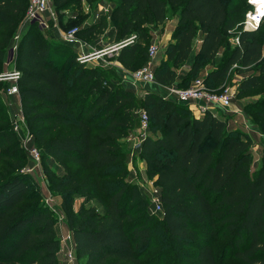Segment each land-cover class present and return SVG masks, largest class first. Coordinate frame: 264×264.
Listing matches in <instances>:
<instances>
[{
	"label": "trees",
	"instance_id": "trees-1",
	"mask_svg": "<svg viewBox=\"0 0 264 264\" xmlns=\"http://www.w3.org/2000/svg\"><path fill=\"white\" fill-rule=\"evenodd\" d=\"M83 1L99 0L52 5L59 12ZM108 1L114 3L110 22L101 17L78 36L96 38L108 25L116 43L133 36L114 56L123 70L147 63L151 31L174 10L177 25L154 69L159 86L188 88L204 65L216 63L204 77L211 91L253 66L257 73L241 80L239 92L264 86L260 28L241 32L239 45L230 50L227 40L236 22L223 0ZM27 4L0 0V73ZM34 25L20 34L14 60L19 101L41 156L64 169L50 188L69 211L78 264H223L228 258L233 264H264V165L251 173V141L229 129L222 116L196 118L186 104L154 91L138 94L141 86L126 82L117 68L113 76L101 63L80 64L74 46L32 34ZM64 51L66 56H55ZM233 65L238 68L230 71ZM6 87L0 82V264H60L52 211L41 203L26 206L37 195L29 191L22 172L27 161L2 103ZM244 108L260 116L264 98ZM140 110L149 119L140 157L160 188L161 214L150 212L148 199L126 179V139L138 130ZM75 198L82 202L73 214L68 207Z\"/></svg>",
	"mask_w": 264,
	"mask_h": 264
},
{
	"label": "rangeland",
	"instance_id": "rangeland-1",
	"mask_svg": "<svg viewBox=\"0 0 264 264\" xmlns=\"http://www.w3.org/2000/svg\"><path fill=\"white\" fill-rule=\"evenodd\" d=\"M226 5L227 13L230 14L231 17H233L234 21L236 22V26L234 31L229 35V38L227 40L229 49H233L234 44L230 43V40L235 39L238 35V32H243L244 22L247 20V15L253 11L252 7L249 5V0H223ZM252 4V0H251ZM253 5V4H252ZM85 6H88L89 11L85 10ZM254 6V5H253ZM107 10L108 13L102 15L103 10ZM114 9V3L108 0H99L96 2L91 3L88 5L85 1L82 2L81 6L79 8L75 7H68L67 9H63L59 12H56L52 5L53 13L55 14V20H47L45 21L46 27L39 28L38 26L34 27L32 34H41L46 38L54 37V39L60 43V37L59 32H65L69 28H78L79 30L87 27V25H90L91 23H94L93 21V15L99 14L102 15L101 17H105L107 23L110 22L109 16L112 13V10ZM174 10L168 11V20L173 17ZM100 17V18H101ZM24 24V25H23ZM29 26V23H22L18 27V31L16 35L22 32H25V29ZM260 30L258 31V41L262 46L263 49V59H264V18L260 24ZM160 29V28H158ZM154 30L151 31V39L149 40V46L153 42V36H154ZM159 33V32H157ZM51 35V37H50ZM239 36V35H238ZM237 36V37H238ZM52 39V38H51ZM83 40L82 38H80ZM92 39V40H91ZM84 43H87L88 50L90 49H106L110 47L111 45L115 44V31L109 27V25L106 27L105 31L100 34L99 36L91 37L90 39H84ZM115 42V43H114ZM148 46V47H149ZM163 46H161V54L163 55L164 51ZM10 50V49H9ZM8 50L5 60L7 59V56L11 59V61L15 60L16 53L13 54ZM56 50V49H55ZM54 50V51H55ZM218 59L221 57V50L219 51ZM10 53L12 54L10 57ZM56 57H59L61 55L66 56L68 52H54ZM158 58H160V50L158 53ZM115 53L112 54V56H103L104 58L101 59V64H105V67H107L108 70L113 72L115 68H117V63L115 61ZM9 59V60H10ZM8 60V61H9ZM217 60V59H216ZM105 63H104V62ZM217 64V63H216ZM209 64L204 65L203 70H209L212 67H215V65ZM91 65V64H89ZM94 65V64H93ZM5 63L3 64V69H5ZM257 67L253 66L249 70H242L237 71V74H234V76L226 83H224V86L229 87L233 91V99L231 102V105L227 109H214L213 113L214 115L222 116L225 118V120H228V128L233 131H238L243 136L247 137L252 144V147L250 149V153L252 156V163H251V173L256 174L264 165V129L262 130L260 128V123L264 121V114L258 115L255 109H253L252 113L244 112L246 104H249L251 102H256L259 99L264 98V86L259 87L253 91H250L249 93L245 95H241L239 92L240 88V82L243 78L247 77L250 74L257 73ZM204 70V71H205ZM1 71V72H2ZM129 75V74H128ZM146 84H142L141 86H144ZM222 85V86H223ZM138 92H141L139 90ZM141 94V93H140ZM2 100L5 107V113L7 114V117L9 118L10 123H12L19 112V100L17 96H14L12 98H5L4 94H2ZM263 108V107H261ZM137 133V129L135 131V134ZM16 134V137L19 139L20 142V148L22 149L23 154L25 155V159L27 163L22 168V172L26 173L28 175L27 177V183L30 186L29 191H33L37 196L33 202L27 203L26 206L34 205V204H43L45 205L50 211H52L54 217H55V231L57 236L59 237V240L62 239V237L66 236L69 232L68 227V213L69 211L66 210L64 199L59 193H55L51 190V179L52 177L59 178L64 174V169L54 163L51 159L47 157H43L40 154V161L39 163L35 164V162L29 157L27 154L26 149H37L39 152V149L35 145L33 135L30 131V128L27 125V121H24V123H21L19 125V131ZM24 143L26 148H24ZM128 154L131 153V149L127 147ZM40 153V152H39ZM35 165H37L35 167ZM30 170L28 172L27 170ZM138 169V168H137ZM76 168L70 167V172H74ZM138 171V170H137ZM3 172V168H0V173ZM138 178L133 179L132 174L130 173L126 179L129 184L134 185L138 190H140V193H143V188L141 186H145L148 181L152 180L150 179L146 172H138ZM144 195V194H143ZM99 196V195H98ZM49 198H52V201L54 204H48L47 200ZM82 200L75 198L73 200V203L71 206H69L70 213L76 214L78 211V208L81 204ZM97 203L95 201H92L89 203V205H93ZM150 212H154V207L149 204ZM52 209V210H51ZM62 217V221L59 222L58 218ZM71 233V232H70ZM61 258L60 261L63 262L61 264H66L65 259L63 257V254H60ZM75 264H78L77 260ZM161 264H170L168 261H164ZM223 264H233L232 260L228 258L225 260Z\"/></svg>",
	"mask_w": 264,
	"mask_h": 264
},
{
	"label": "built area",
	"instance_id": "built-area-1",
	"mask_svg": "<svg viewBox=\"0 0 264 264\" xmlns=\"http://www.w3.org/2000/svg\"><path fill=\"white\" fill-rule=\"evenodd\" d=\"M27 3L28 4L25 12L24 23L36 24L39 28H43L44 26H47L45 21L50 19L55 20V14L52 10V0H27ZM249 5L252 7L253 11L247 15V20H245L244 22L243 31L254 32L259 28L264 18V10L262 14H258V12H256V8L251 4V0H249ZM85 10L89 11L88 6H85ZM107 13L108 11L105 9L102 11V15L104 16ZM102 15H99L98 13L94 14L93 22H97ZM19 33L20 32H18V34L14 36L13 44L9 50L13 54H15L17 50V45L20 38ZM78 33V28H69L65 32H59V37L62 42L74 46L78 50L77 61L80 64L100 65L101 61L94 62V60L99 61L101 57L106 55L112 56L113 53H116L125 44H128L134 40V37L132 36L124 41L115 43L106 49L88 50L87 43H84L83 40L80 39ZM239 34L240 32L238 33V35ZM237 36L235 39L230 40V42L235 46L239 45V36ZM147 52V63L140 69L129 73L130 84L136 88L140 84L155 83L154 69L156 65L155 61L159 53V45L155 42L151 43L148 47ZM9 59L10 58L7 56V59L4 62L6 68L0 73V82L7 84V87L4 91V97L8 99L14 96L19 97L17 83L20 77V73L15 68L14 61H11V59ZM102 66L105 67V64H102ZM237 68L238 67L236 65H233L230 71ZM165 89L166 94L163 99H173L179 103L186 104L189 108H191L192 114L197 115L198 118L206 113L212 114L214 109L229 108L233 99V91L229 87L223 85L220 91H211L206 87L204 79L201 77L195 79L188 88H178L176 86H170L166 87ZM137 115L139 118V125L136 133L137 143L135 145V149H138L140 145H142L149 129V119L146 113L143 110H140L137 112ZM24 121L25 119L19 101V112L15 120L12 122L13 131L15 133L19 131V125L21 123H24ZM24 148H26L25 143ZM26 151L29 157L35 162V164L39 163L40 153L37 149H26ZM36 166L37 165H35V167ZM27 171L30 172L29 169ZM131 172L132 178L137 179L138 172L133 169ZM154 181L155 179H152L148 181L145 186L143 185L141 187L143 188V194L148 199L149 204L154 207V212L152 213L161 214L163 209L160 200V188L155 184ZM47 202L49 205L54 204L52 198H49ZM58 221L61 222L62 217L58 218ZM60 254H63L66 264H75V246L70 231L60 240L58 257Z\"/></svg>",
	"mask_w": 264,
	"mask_h": 264
},
{
	"label": "crops",
	"instance_id": "crops-1",
	"mask_svg": "<svg viewBox=\"0 0 264 264\" xmlns=\"http://www.w3.org/2000/svg\"><path fill=\"white\" fill-rule=\"evenodd\" d=\"M177 17L175 18H171L167 21H165L163 23V25L159 26L158 28L160 29H154V36H153V42L157 43L159 45V50H160V58H158L159 55H157V59L155 61V64L160 60L162 59L163 55L161 54V46L165 47L170 41H171V36H172V33L177 25ZM159 32V33H157ZM152 42V43H153ZM201 42V38L199 37V39L196 40L195 42V46H194V49L196 50L198 48V45L200 44ZM194 53V52H193ZM101 58H104V57H101ZM101 59L98 60H94V62H100ZM117 69L119 70L122 78L126 81V82H129V72L123 70V68L121 67V65H119L117 63ZM187 70V66H184L180 73L184 74ZM208 70H205L203 72H201V74L199 75V78H203L205 77V75L207 74ZM142 84H140L139 86H141ZM166 87H161L159 86L156 82L155 83H149V84H146L144 86H141V92H138V94H143L144 92L146 91H154V92H157L159 95H161L162 97L165 96L166 94ZM18 100H19V97H18ZM189 108V107H188ZM189 110L191 111V108H189ZM193 115V114H192ZM194 117L198 118L197 115H193ZM137 143V137H136V134H132V136H130L129 138L126 139V144H127V147L129 149H131V153L128 154V157H127V166H128V170L129 172L132 174V169L133 170H138L137 172H146V164L145 162L141 159L140 157V148H141V145L138 149H135V145ZM138 168V169H137ZM139 175V174H138ZM59 261H60V258L61 256L59 255ZM61 262V261H60ZM62 263V262H61ZM60 263V264H61Z\"/></svg>",
	"mask_w": 264,
	"mask_h": 264
},
{
	"label": "bare ground",
	"instance_id": "bare-ground-1",
	"mask_svg": "<svg viewBox=\"0 0 264 264\" xmlns=\"http://www.w3.org/2000/svg\"><path fill=\"white\" fill-rule=\"evenodd\" d=\"M252 4L254 5V7L256 8V12H258V14H262L263 10H264V0H252Z\"/></svg>",
	"mask_w": 264,
	"mask_h": 264
},
{
	"label": "water",
	"instance_id": "water-1",
	"mask_svg": "<svg viewBox=\"0 0 264 264\" xmlns=\"http://www.w3.org/2000/svg\"><path fill=\"white\" fill-rule=\"evenodd\" d=\"M11 55H12V54L10 53V57H11Z\"/></svg>",
	"mask_w": 264,
	"mask_h": 264
}]
</instances>
